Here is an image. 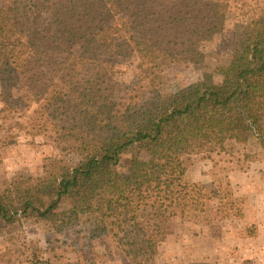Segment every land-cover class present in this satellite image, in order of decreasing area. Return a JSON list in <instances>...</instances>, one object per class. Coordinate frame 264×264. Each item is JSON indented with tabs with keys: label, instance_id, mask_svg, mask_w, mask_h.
Instances as JSON below:
<instances>
[{
	"label": "trees",
	"instance_id": "trees-1",
	"mask_svg": "<svg viewBox=\"0 0 264 264\" xmlns=\"http://www.w3.org/2000/svg\"><path fill=\"white\" fill-rule=\"evenodd\" d=\"M5 1L0 107L25 118L0 127V167L1 148L21 135L72 142L82 158L47 156L41 173L0 181V264H96L102 241L151 264L174 220L203 209L190 156L264 159V0H119V12L108 0ZM238 1L256 20L233 33L223 80L198 79L180 98L150 95L166 65L199 55L204 32L224 31ZM147 51L134 80L110 77L108 63ZM144 145L151 156L123 172L124 155ZM28 226L61 242L52 257L29 245Z\"/></svg>",
	"mask_w": 264,
	"mask_h": 264
},
{
	"label": "rangeland",
	"instance_id": "rangeland-1",
	"mask_svg": "<svg viewBox=\"0 0 264 264\" xmlns=\"http://www.w3.org/2000/svg\"><path fill=\"white\" fill-rule=\"evenodd\" d=\"M5 2L0 0V26L10 13ZM108 2L115 12L121 10L119 0ZM237 3L228 16L224 31L204 32L200 38L199 55L190 61L166 65L150 88V95L180 98L185 95L188 86L198 79H204L209 84L223 80L236 61L232 54L233 33L251 29L256 20L252 10L240 1ZM117 33L121 35L120 30ZM151 61L149 51L135 53L129 58L108 63L107 69L113 80L129 82L140 74L142 65H149ZM19 116L17 114L15 118H7L0 107V127L25 118ZM1 133L4 134V131H0ZM152 148V145H144L142 149L136 148L126 153L122 160L123 172L129 173L148 159ZM1 153L3 164L0 167V181L41 173L47 156L64 157L72 163L79 162L82 158L74 143L57 144L50 134H42L36 138L21 135L13 144L1 148ZM261 161L247 163L240 154L215 155L213 158H209L207 154L190 156L188 166L193 191L202 197L203 209L186 211L174 220V232L153 249L151 264H226V204L230 203L226 202V195L230 194L229 172L247 166L257 170ZM26 233L29 245H37L47 258L53 256L54 247L61 245V242H48L51 234L43 226H28ZM4 246L5 241L0 238V250ZM98 249L100 256L96 264H133L131 255L111 241L100 242ZM58 251L63 252V249L58 248ZM68 256L72 259L75 257L74 254Z\"/></svg>",
	"mask_w": 264,
	"mask_h": 264
},
{
	"label": "crops",
	"instance_id": "crops-1",
	"mask_svg": "<svg viewBox=\"0 0 264 264\" xmlns=\"http://www.w3.org/2000/svg\"><path fill=\"white\" fill-rule=\"evenodd\" d=\"M254 169L229 172L226 264H264V161Z\"/></svg>",
	"mask_w": 264,
	"mask_h": 264
}]
</instances>
